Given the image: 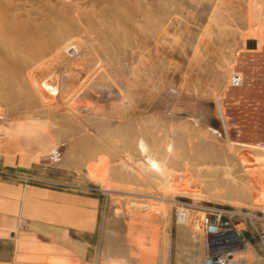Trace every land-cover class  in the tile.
<instances>
[{"label": "rangeland", "instance_id": "1", "mask_svg": "<svg viewBox=\"0 0 264 264\" xmlns=\"http://www.w3.org/2000/svg\"><path fill=\"white\" fill-rule=\"evenodd\" d=\"M117 1L0 0V179L46 190L53 218L85 243V264H187L190 238L204 264L202 221L219 210L245 215L231 218L248 246L230 264H264V222L249 219L264 218V0H172L167 13L157 8L167 0H120L128 20L112 13ZM147 6L161 30L159 21L156 32H146ZM23 38L32 41L24 47ZM51 41H71L64 66L85 67L81 82L102 66L123 92L119 110L83 111L82 103L115 100L77 105L74 93L66 98L45 84L48 66L63 56L49 52ZM36 68L37 97L3 86L17 88ZM141 141L169 174L152 171ZM27 221L21 217L16 229Z\"/></svg>", "mask_w": 264, "mask_h": 264}, {"label": "crops", "instance_id": "2", "mask_svg": "<svg viewBox=\"0 0 264 264\" xmlns=\"http://www.w3.org/2000/svg\"><path fill=\"white\" fill-rule=\"evenodd\" d=\"M46 196L44 189L0 179V264H85V243L71 239L66 222L53 218ZM23 216L28 221L17 230ZM185 245L187 264H200L197 244L190 238Z\"/></svg>", "mask_w": 264, "mask_h": 264}, {"label": "bare ground", "instance_id": "3", "mask_svg": "<svg viewBox=\"0 0 264 264\" xmlns=\"http://www.w3.org/2000/svg\"><path fill=\"white\" fill-rule=\"evenodd\" d=\"M169 1V2H168ZM170 1H172V0H167V1H163V5H161V4H159L158 2V4L160 5V6H162V9H159V7H157V5H156V2L154 1V4L156 5V7L158 8V10H163V12L164 13H167V10H168V3H170ZM176 1V0H175ZM168 2V3H167ZM149 2H147V4H148ZM152 3V2H151ZM151 3H149V6H150V4ZM173 3V2H172ZM175 3V2H174ZM178 5V4H177ZM126 5L123 3V2H121L120 0L119 1H117L115 4H113L112 6H111V11H112V13L114 14V15H116L118 18H121V19H127V17H125L124 18V14L123 13H121L120 12V9H122L123 7H125ZM172 6H174V5H172ZM127 7V6H126ZM145 7V6H144ZM148 7V6H147ZM151 8V7H150ZM177 8V7H176ZM152 10H153V7L151 8ZM172 9V8H171ZM141 10V9H140ZM141 12L143 13V15L145 16V20L147 21V23L149 22L150 24H148L150 27H147V29H146V26H145V24H143L144 26H145V30H147L146 32H148L149 30H148V28L153 32V31H155V29L158 27V22L159 21H161L160 19L158 20V18H159V16H157L155 19H157L158 20V22H156L155 21V19H153L157 24H155V22H154V24L151 22V20H152V18L150 19V10H149V7H148V9H143V10H141ZM62 13V12H61ZM60 13V14H61ZM140 13V12H139ZM162 13V12H161ZM59 14V13H58ZM66 14V13H65ZM176 14V13H175ZM55 15H57L56 13H55ZM62 15H63V13H62ZM62 15H58L57 16V19L59 20V22H60V20H62L63 19V16ZM140 15H141V13H140ZM151 15H152V13H151ZM162 15H164L163 13L161 14V18H162ZM177 15V14H176ZM153 16V15H152ZM179 16V15H178ZM69 18H70V16H69ZM164 18V17H163ZM167 18V17H166ZM166 18H164V20L166 19ZM141 19H142V17H141ZM64 20V19H63ZM128 20V19H127ZM144 20V19H143ZM124 21H126V20H124ZM51 21H49V23H50ZM143 22V21H142ZM20 23V22H19ZM53 23V22H52ZM61 23V22H60ZM60 23H58L59 25H60ZM69 23H70V20H69ZM144 23V22H143ZM160 23V22H159ZM51 24V23H50ZM63 24V23H62ZM68 24V23H67ZM70 24H72V22L70 23ZM131 24V23H130ZM161 24H163L162 23V21H161V23L159 24V26L161 25ZM23 25V24H22ZM63 25H65L66 26V24H65V22H64V24ZM155 25H157L156 26V28H155ZM169 25V24H168ZM167 25V26H168ZM45 26H46V24H45ZM52 26V25H51ZM62 26V25H61ZM64 26V27H65ZM68 26V25H67ZM163 26V25H162ZM167 26H165V27H167ZM6 27V26H5ZM25 27V26H24ZM49 27V26H48ZM57 27V26H56ZM55 27V28H56ZM70 27V26H69ZM141 27V26H140ZM170 27H171V25H170ZM28 28V27H27ZM44 28V27H43ZM47 28V27H46ZM52 28H54V27H52ZM61 28H63V27H61ZM131 28V27H130ZM139 28V27H138ZM159 29L158 30H161L160 28H161V26L160 27H158ZM163 28V27H162ZM169 28V27H168ZM48 29V28H47ZM50 29V28H49ZM56 29H59V28H56ZM135 29V28H134ZM134 29H133V31H134ZM144 29V28H143ZM174 29V28H173ZM44 31H45V28L43 29ZM50 30H52V29H50ZM49 30V31H50ZM69 30H70V28H69ZM129 30V29H128ZM145 30H144V32H145ZM167 30V29H166ZM21 31H23V33H24V29L23 28H21ZM21 31H19L18 33H20ZM41 31V30H40ZM49 31H48V33H49ZM63 31H64V28H63ZM63 31L61 32V33H63ZM164 31V30H163ZM173 31V30H172ZM14 32V31H13ZM46 32V31H45ZM59 31H57V30H54L53 29V31H52V33H55L54 35H56L57 33H58ZM130 32V30L128 31V33L127 34H131L132 35V32L131 33H129ZM135 32V31H134ZM156 32V31H155ZM154 32V33H155ZM51 33V32H50ZM52 33H51V35H52ZM67 33H69L68 31H67ZM71 33V32H70ZM69 33V34H70ZM135 33H142V30H141V32L139 31V29H138V32H135ZM153 33V34H154ZM158 33H160V32H158ZM26 34V33H25ZM42 34H44V32L42 33ZM58 34H60V33H58ZM57 34V35H58ZM64 34H66L65 33V31H64ZM142 34H144V33H142ZM146 34V33H145ZM149 34H151V33H149ZM153 34H152V36H153ZM157 34V33H156ZM155 34V35H156ZM162 34V33H161ZM9 35V34H8ZM20 35H22V32L20 33ZM39 35H41V34H39ZM51 35H49V36H51ZM53 35V36H54ZM57 35H56V37H57ZM61 35H63V34H60L59 36L61 37ZM67 35V34H66ZM23 36H24V34H23ZM23 36H20L21 38L23 37ZM38 36V35H37ZM53 36H52V38H53ZM69 36V35H68ZM67 36V37H68ZM158 36V35H157ZM172 36V35H171ZM189 36H191V35H189ZM10 37V36H9ZM41 37V36H40ZM56 37L54 38V41L56 40ZM63 37H65L66 38V36H63ZM70 37V36H69ZM68 37V38H69ZM71 37H72V34H71ZM149 37V36H148ZM25 38V37H24ZM24 38L22 39V40H24ZM45 38V37H44ZM57 38H59V37H57ZM67 38V39H68ZM149 38H151V37H149ZM155 38V37H154ZM7 40H9L8 39V37L6 38ZM43 39V38H42ZM47 37H46V41H47ZM63 39V38H62ZM156 39V38H155ZM169 39V38H168ZM7 40L5 41V38L3 39V42L5 41L6 43H7ZM10 40H12V38L10 39ZM9 40V41H10ZM18 40V39H17ZM16 40V41H17ZM20 41V43H21V39H19ZM30 40V39H29ZM29 40L27 41V40H24V41H22L23 42V46L25 47V43H28L29 42ZM66 40V39H65ZM143 40H144V36H143ZM9 41H8V43H9ZM30 41H32V40H30ZM37 41V40H36ZM43 41H44V39H43ZM66 41H68V40H66ZM65 41V42H66ZM147 41V40H146ZM146 41H144L145 42V45H146ZM150 41V40H149ZM152 41V40H151ZM3 43L4 44V46H9L8 44H6V43ZM42 42V41H41ZM12 43V42H11ZM10 43V44H11ZM34 43V42H33ZM59 43V42H58ZM58 43H56L57 45H58ZM62 43V42H61ZM71 43V41L70 42H68V43H66V44H64V43H62V44H64V45H62V46H60L59 45V47H56L55 46V44L53 43V41H51V43L49 42V44L47 45L48 47V49H49V52H52V51H58V53H61V51H63V56L62 57H60V58H58V60H56V62L55 61H53L52 63H50V66H48V67H50V69H49V72H48V75H45L44 77H45V79H46V81H45V84L46 85H48V84H50V83H52V84H54L55 86H56V88H60V92L63 94L64 92H66V98H67V96H68V94H70L69 92H72V93H74L73 94V99L74 100H77V105L78 104H80V102H81V100L80 99H85V100H91V102L93 101H95V102H99V101H101V99L103 100V98L106 96H108V97H110V98H112L113 100H115L114 102H112V103H110L111 105H109L108 103V105H106V106H97L98 104H100V103H102V102H99L96 106L97 107H95L94 105V107H92V105H89V104H83L82 103V105H85L84 107H81L82 105L80 104L79 105V107L83 110V111H86V112H93V113H101V112H104L103 110H105V112H106V110H108V108L110 109V107H111V110L113 109V110H119V108L122 106V104H123V101H122V98H121V92L119 91V92H117L116 91V89H117V87H115L114 86V84L112 83V82H110L109 81V78L108 77H106V74L104 73V69L102 68V66H100V65H98V67H93L94 69L92 70V74H91V79L88 81V82H81V79L79 78V72H81L82 71V69L83 68H85V67H81V70L78 72V71H76V72H71L69 69H66L65 68V64L67 63L66 61L68 60L67 58H66V56H68V55H66L65 53L67 52V49H68V47H69V44ZM2 44V43H1ZM42 44H43V42H42ZM60 44V43H59ZM156 44V43H155ZM14 45V44H13ZM19 45V44H18ZM28 45V44H27ZM34 45V44H33ZM33 45H32V47H33ZM45 45V44H44ZM23 46H21L22 48H23ZM29 46V45H28ZM37 46V45H36ZM40 46V45H39ZM15 47V46H14ZM17 47V46H16ZM147 47V46H146ZM163 47H164V45H163ZM36 48V47H35ZM40 48H43V47H41L40 46ZM156 48V47H155ZM174 48V47H173ZM46 49V48H45ZM35 50H37V49H35ZM44 50V49H43ZM43 52V51H42ZM44 52H46V51H44ZM36 53H37V51H36ZM40 53V52H39ZM57 53V54H58ZM51 54V53H50ZM176 54V53H175ZM178 54V53H177ZM37 55H38V53H37ZM49 55V54H48ZM171 55H173V54H171ZM46 56V55H45ZM177 56V55H176ZM91 57V56H90ZM90 57L88 58H86V59H90ZM24 59V58H23ZM44 59H46V58H44ZM85 59V60H86ZM62 60H64V62L61 64V65H59V63L62 61ZM93 60V59H92ZM18 61V60H17ZM75 61V60H74ZM10 62V61H9ZM20 62V61H19ZM84 62H91V61H84ZM22 63H24V62H22ZM82 63H83V61H82ZM89 63H87L86 65H88ZM21 64V63H20ZM75 64V63H74ZM79 64V63H78ZM91 64V63H90ZM93 64V63H92ZM62 65L64 66V67H62ZM83 65H84V63H83ZM85 65V66H86ZM35 66V65H34ZM89 67H91L90 65H88ZM179 66V65H178ZM27 68V66L25 65V64H21L19 67H18V69H19V71H24L25 69ZM69 68V67H68ZM106 68V67H105ZM7 69V68H6ZM5 70V69H4ZM3 70V71H4ZM27 70V69H26ZM37 70H38V68H36L35 69V75H32V76H29L28 77V79H27V81H23V82H21L20 84H18V87L17 88H15V85H12L11 83H5L3 86H6L7 88H8V90L11 92V93H13V94H15V95H27V96H30L31 98H35V97H37L38 95V90L35 88V86H34V83L36 82V81H39L40 79L38 78L39 77V75H38V72H37ZM7 71V70H6ZM31 71V70H30ZM87 71V70H86ZM43 72V71H42ZM85 72V71H84ZM17 73V72H16ZM3 74V73H2ZM4 77V76H3ZM79 82H81L80 84H79ZM126 83V82H125ZM124 83V84H125ZM52 88V87H51ZM69 88V89H68ZM36 90V91H35ZM54 90H55V88H54ZM120 93V94H119ZM123 93V92H122ZM123 95V94H122ZM107 97V98H108ZM59 99V98H58ZM57 98H55V101H54V103L55 104H57V105H59L60 106V108H62L63 106L65 107V108H67V109H70V110H76V105L73 103V101H72V103H70V102H67V100L65 101H59ZM106 99V98H105ZM79 100H80V102H79ZM107 100V99H106ZM109 101H110V99H108ZM107 100V101H108ZM84 101V100H83ZM93 102H92V104H93ZM106 102V101H105ZM105 102H103V103H105ZM64 103V104H63ZM86 103V102H85ZM125 103V102H124ZM75 106H74V105ZM91 104V103H90ZM96 104V103H95ZM63 107V108H64ZM100 109H102V110H100ZM55 110V109H54ZM59 111H61L60 109H58ZM79 110V109H78ZM81 111V110H80ZM60 113V112H59ZM17 140H19V137L17 138ZM140 141V140H139ZM26 142V141H25ZM140 143V147H139V149L138 150H140L141 152H148L149 153V158H150V160H151V163H150V165H151V169H152V171L153 170H155L156 172H157V174H159V175H162V177H165V175H167V174H169L168 173V171L166 170V168H165V166L162 164V163H159L158 162V160L155 158V157H153V155L151 154V150L150 149H148V147L146 146V144H144L143 143V141H141V142H139ZM36 144V143H35ZM41 144V143H40ZM21 146H22V143H21ZM37 146V145H36ZM35 147V146H34ZM166 150L168 151V153L170 152L171 153V148L169 147V146H167V148H166ZM38 151V150H37ZM166 152V151H165ZM140 155H141V153H140ZM146 159V158H145ZM148 159V158H147ZM149 160V161H150ZM146 161V160H145ZM149 165V164H148ZM149 165V166H150ZM140 169L141 170H144L145 169V166L143 165V166H140ZM146 169H147V167H146ZM148 170V169H147ZM150 170V169H149ZM203 246V245H202ZM202 253L204 254V248L202 247ZM202 254V255H203Z\"/></svg>", "mask_w": 264, "mask_h": 264}, {"label": "built area", "instance_id": "4", "mask_svg": "<svg viewBox=\"0 0 264 264\" xmlns=\"http://www.w3.org/2000/svg\"><path fill=\"white\" fill-rule=\"evenodd\" d=\"M241 81V76H236L233 82L238 85ZM179 216L181 221H185L188 218L186 212H181ZM233 216L245 217V215L240 213H233ZM232 217L221 210L204 217L202 221L204 264H230L234 255L248 246V242L242 236V232L232 223ZM249 219L253 224L258 221L264 222V218L253 215ZM261 238H264V233Z\"/></svg>", "mask_w": 264, "mask_h": 264}, {"label": "water", "instance_id": "5", "mask_svg": "<svg viewBox=\"0 0 264 264\" xmlns=\"http://www.w3.org/2000/svg\"><path fill=\"white\" fill-rule=\"evenodd\" d=\"M248 48L250 49H255L256 48V44L255 43H248Z\"/></svg>", "mask_w": 264, "mask_h": 264}]
</instances>
